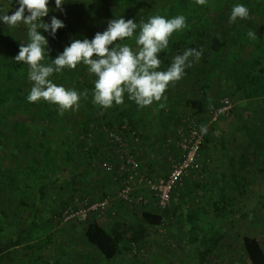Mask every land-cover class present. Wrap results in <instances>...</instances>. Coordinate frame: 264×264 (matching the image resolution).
<instances>
[{
    "label": "trees",
    "instance_id": "trees-1",
    "mask_svg": "<svg viewBox=\"0 0 264 264\" xmlns=\"http://www.w3.org/2000/svg\"><path fill=\"white\" fill-rule=\"evenodd\" d=\"M216 1L210 0V3ZM219 1H221L220 5L224 2ZM259 2L264 14V0H259ZM210 3L207 2L206 5L201 6L196 4L195 0H64L61 11L56 8L55 0H49L50 10L48 16L43 18L44 22L50 24L51 18L55 16L65 24V27L57 30L55 37L50 32L41 30L49 41V56L43 63H51L52 59L61 54L74 39L91 40L97 32H104L110 20L123 17L125 20L131 19L139 24L141 20L147 22L155 15H161L167 19L184 15L187 27L174 32L169 39L168 48L158 54L162 61L158 70L166 71L174 57L182 55L187 49H203V53L199 61L193 59L192 66L185 69V75L182 78L186 83L184 92L170 85L165 96L167 92L174 94L180 92L176 96L189 95L194 89L199 88L205 96L216 84L217 89L224 92L221 97L229 96L232 100L234 99L235 104L231 113H234L239 123V130L244 132L247 144L252 147L258 164L262 166L264 165V46L258 42L264 41V25H256L257 17L249 12V19L236 21L231 27L224 26L221 22L219 25L212 26L211 16H207L210 12L208 9ZM18 8V0H0V15L4 13L11 15ZM27 14L26 11L25 15ZM249 30L255 33V38L248 36ZM138 34L139 28L132 38H125L124 41L116 43L129 44L135 51L137 50L135 38ZM27 42L26 25L19 24L16 27H10L0 20V106L18 98L19 102L31 108L38 107L42 113H46L47 117H53L58 122L57 129L59 130L55 131L54 139L50 138L49 134L46 136L45 132H42L39 137H33L36 147L43 152L39 159L33 157V163L22 164L20 161L21 169L0 168V200L16 204V214L20 218L14 223L0 221V264H27L30 262L31 253H34L32 259L37 264H61L62 259L58 256V247L52 233L36 242L27 241L26 236L41 219V214L52 191L80 177L76 176L72 170V150L75 147L80 149L79 151L85 149L94 157L96 151H87V147L92 144L94 136L98 135L97 129L101 130L103 124L112 129L111 125L116 123L118 130H114L118 132L122 131L123 125H128L129 130L138 129L137 122L133 121L130 114V109L138 110L141 107L134 101L126 99V106L114 104V111H111V114L108 112L104 114V108L93 103L92 92L96 79L90 77L88 67L82 62L74 70L65 68L61 73H54L50 77L54 83L63 85L65 88H75L78 92H83L85 89L89 91L88 98L81 99L78 111L68 110L61 116L57 105L43 99L35 103L29 102L27 96L32 87V82L28 79L29 66L23 62L17 63L14 59L19 53L20 44L25 43L26 45ZM230 46H237L238 51L248 49L249 56L239 61L238 51L231 52L230 56L233 61L221 63L220 53L224 51L229 53ZM125 97L128 98L127 94ZM187 101L190 111L178 117L179 120L197 115L201 125L205 126L204 123L207 122V119L204 120V114L207 111L205 102L197 98ZM157 104L158 102H154L146 107L155 108ZM7 122L10 121L0 116V140L12 136L14 137L12 145L14 150L19 149L23 144L29 148L31 143L29 144L27 138L21 142L18 141L19 138H25L24 123L12 121V129L6 130ZM61 123L63 124L60 125ZM213 130L211 127L209 132H206L202 151L210 143ZM59 139L63 143L61 158L57 160V153L54 152L52 146L53 141L57 142ZM35 166H40V168L49 166L52 169L55 168L56 171L50 174L41 173V171L37 173L39 169L36 170ZM227 169L226 167L218 174H221L220 178L217 175L220 191L218 198L213 199L211 204L212 212L200 205L195 196L190 193L185 194L190 205L185 215L180 213L178 220L187 221L189 232L198 241L197 264H206V258L224 241L227 212H229L226 193L229 180ZM185 182L180 187H183ZM101 198L104 197L101 196ZM155 209L143 210L141 222L150 226L161 225L169 212ZM204 218H209L207 227L201 225L200 220ZM43 227L47 232L48 226L43 225ZM85 235L88 242L106 260H114L123 251L118 240L96 221H92L86 227ZM243 242L251 263L264 264V243L255 237H244ZM35 250L38 252L35 253Z\"/></svg>",
    "mask_w": 264,
    "mask_h": 264
},
{
    "label": "rangeland",
    "instance_id": "rangeland-1",
    "mask_svg": "<svg viewBox=\"0 0 264 264\" xmlns=\"http://www.w3.org/2000/svg\"><path fill=\"white\" fill-rule=\"evenodd\" d=\"M223 1V4L220 5L221 1L210 3V0H207L211 4H209L210 12L207 16H211L210 24L212 26L219 25L221 22L224 26L231 27L234 24L229 23L231 11L237 4L245 5L249 12L257 17L256 25H264V14L260 8L259 0ZM237 21H242V19L238 18ZM258 43L264 46V41ZM236 51H238L237 46H230L229 53L225 51L220 53L221 63L232 62L230 53ZM238 53L239 61L249 56L248 49L240 50ZM90 77L97 79L94 74H90ZM184 85H186L184 79L174 84L177 90L183 92ZM217 88V85L214 84L207 94L205 92V96H203L201 88L194 89L192 93L185 96L187 100L195 98L203 100L208 109L209 106L218 103L224 93ZM126 99L128 98L124 97L125 101ZM233 102H235L234 99ZM120 106L123 107V105ZM124 106H126V102H124ZM39 109L19 102L18 98L0 106V116L10 121L7 122L5 129H12V121L24 123L26 126L25 138H19L18 141L21 142L27 138L29 144L31 143L29 148L23 144L19 149L14 150L12 148L14 137L0 140V168L7 170L20 168V161L22 164H28L34 162L33 157L39 159L43 152L36 147L33 137H39L42 132H45L46 136L49 134L50 138L54 139L55 131L59 130L57 129L58 122L53 117H47L46 113H42ZM111 111H114V106L110 110L109 108L104 109L103 113L111 114ZM206 119L207 122L204 124L206 127L208 126L207 132L211 127L214 130L211 132L210 143L200 155V171L195 174V180L188 187H186V181L184 190L180 189L173 193L171 204L167 208L169 215L162 226L144 224L140 220L141 207L134 203H125L116 197L119 185L115 179L117 174L115 165L118 163L117 160L121 159L122 152L119 150V146L111 140L107 130L110 129L109 126L103 124L101 130L97 129L98 135L94 136L92 144L87 147V151H96L94 157L85 149L79 151L80 149L75 147L72 150V170L76 176L80 177L72 183L64 184L60 188L56 187L52 191L41 214V219L37 221V225L32 228L31 233L26 236V240L36 242L52 233L58 247V256L62 259L61 264H197L198 241L189 232L187 221L178 219L180 213L186 214L190 205V202L186 200V193L195 196L200 205L207 207L211 212L213 211L211 202L218 198L220 191L217 175L220 169H223L219 165V159L222 157L224 158L223 164L229 172L226 191L229 206L226 219L227 227L222 245L206 258L205 263L252 264L245 250L243 239L244 237H255L264 243V165L258 164L256 154L247 144L244 132L238 128L239 123L234 113L221 117L216 122H211L205 116L204 120ZM116 124L111 125L113 130L118 128ZM124 142L126 146L129 144L126 143V140ZM62 143L61 139L57 142L53 141L52 147L57 153V160L61 158ZM15 151L17 152L15 153ZM163 155L164 153L160 157L162 161ZM109 162L114 164L112 171H106L105 164ZM161 164L162 166L167 165V163ZM37 168L39 169L37 173L41 171V173L50 174L56 171L55 168L52 169L49 166L46 168L37 166L36 170ZM13 176L15 177V175ZM99 183L103 186L98 189ZM136 191L144 192L143 188ZM103 195L110 199L111 213L108 212L102 217H98L94 212H89L86 217H83L82 213L76 214L78 209L85 206L86 198L95 202L102 199ZM68 209H71L74 215L67 219L66 210ZM208 219L200 220L201 225L207 227ZM1 220L4 223H14L20 220L16 214V204L0 200ZM92 221L104 226L121 245L123 251L114 260H106L88 242L85 230ZM229 221L231 222L229 223ZM43 225L48 226L47 232ZM36 252L38 250H35ZM33 255L34 253L30 254L31 259L27 264H37L32 259Z\"/></svg>",
    "mask_w": 264,
    "mask_h": 264
},
{
    "label": "clouds",
    "instance_id": "clouds-1",
    "mask_svg": "<svg viewBox=\"0 0 264 264\" xmlns=\"http://www.w3.org/2000/svg\"><path fill=\"white\" fill-rule=\"evenodd\" d=\"M196 4L204 6L207 0H195ZM19 8L11 15L4 13L0 20L10 27L19 24L27 26L28 42L21 43L18 55L14 58L17 63L23 62L29 66L28 79L32 82L29 102L35 103L43 99L58 106L61 116L68 110H79L81 99H87L89 91L78 92L75 88H65L57 85L50 77L61 73L65 68L76 69L81 62L97 79L94 81L92 92L93 103L104 109L115 105H123L125 94L143 108L154 102L167 100L165 92L170 85L180 81L185 75V69L191 67L193 59L199 61L203 49H187L182 55H176L166 71L158 70L161 59L158 54L169 46V39L174 32L187 27L186 17L178 15L167 19L161 15L150 17L137 24L134 20L123 17L110 20L104 32H97L93 39H74L69 46L51 63H43L48 52V39L41 30L48 31L55 37L57 30L65 24L55 16L51 23H45L43 18L49 14V0H18ZM64 0H55L58 10H63ZM27 11V15L25 12ZM249 19V9L243 4L232 8L229 23L237 19ZM137 28L139 34L135 38L137 50L124 41L132 38ZM248 36L255 38L251 30ZM165 103L159 107L164 108ZM206 133V126H201Z\"/></svg>",
    "mask_w": 264,
    "mask_h": 264
},
{
    "label": "built area",
    "instance_id": "built-area-1",
    "mask_svg": "<svg viewBox=\"0 0 264 264\" xmlns=\"http://www.w3.org/2000/svg\"><path fill=\"white\" fill-rule=\"evenodd\" d=\"M233 107V100L229 96H222L218 103L208 107L204 116H207L211 122H216L221 117L229 115ZM183 122L184 125L177 129V146L180 157L173 160L169 173L164 177L143 173L137 150L125 145V132L129 133L134 146L140 144L141 136L138 129L129 130L128 125H123L120 132L107 129L111 140L119 146V150L122 152L118 162V171L122 179L116 195L118 199L141 207H155L161 211L167 210L171 204L173 192L183 185L192 171L199 168L200 155L205 142L206 133L201 131L203 125L199 121V116L188 117L183 119ZM106 169L107 171L114 170L111 164H107ZM138 186L146 188L149 194L136 191ZM85 202V206L78 209L76 214L82 213V216L86 217L89 212H94L98 217H102L108 212H112L108 197L95 202L86 198ZM73 215L71 209L66 210L67 219ZM163 224L164 222L159 226Z\"/></svg>",
    "mask_w": 264,
    "mask_h": 264
},
{
    "label": "crops",
    "instance_id": "crops-1",
    "mask_svg": "<svg viewBox=\"0 0 264 264\" xmlns=\"http://www.w3.org/2000/svg\"><path fill=\"white\" fill-rule=\"evenodd\" d=\"M177 93L174 94L167 92V100L164 101L162 99L160 102H158L155 108L144 107L138 110L130 109V114L133 118V121L137 122L136 123L138 126L137 128L140 130L139 132L141 139H140V144L134 146L131 137L129 136L128 133L125 132V134H127L128 136L124 135V140L127 141L126 143H129L127 144L128 147L130 146L137 148L136 150L139 154L141 170L143 173H149L157 177H164L169 173L173 160L180 157V151L177 146V141H178L177 129L179 126L183 124L184 118L180 120L179 118L185 113H187L190 107L188 105L186 96L181 94L179 96L178 95L176 96ZM160 103H165L166 106L164 108H160L159 107ZM163 153H164L163 155L164 157L162 161V158L160 157ZM219 160H220L219 165L223 169H220L218 174L226 168L225 165L223 164L224 158L220 157ZM117 162L119 161L117 160ZM161 163L163 164L167 163V165L162 166ZM107 164H111L112 166H114L113 163L109 162L105 164V168ZM91 166H93V164H91ZM118 166L119 165L117 163V165H115V167L117 168V174L115 176V179H117V184L119 185L118 187L120 188L122 179L118 171L119 170ZM200 168H201V164L199 168L192 171L191 175H189L185 179V181H187L186 187H188L189 184H191V182L195 180L194 179L195 174L200 171ZM226 171L228 172V169ZM220 175H218L219 178ZM217 182H218V177H217ZM102 186L103 185L99 183L97 188L99 189ZM184 187L185 185L183 187L177 188L175 191L180 189L184 190ZM141 188H143L144 191L143 193L147 192V195L149 194L148 190L143 186L137 187V189L139 190ZM104 197H108V196H104ZM211 203H213V200ZM141 208H142V210L140 209L141 212L143 210H156L155 207H141Z\"/></svg>",
    "mask_w": 264,
    "mask_h": 264
}]
</instances>
